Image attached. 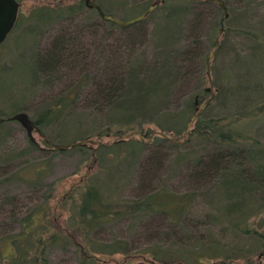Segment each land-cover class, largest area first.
<instances>
[{
	"label": "rangeland",
	"instance_id": "1",
	"mask_svg": "<svg viewBox=\"0 0 264 264\" xmlns=\"http://www.w3.org/2000/svg\"><path fill=\"white\" fill-rule=\"evenodd\" d=\"M48 1L53 0H22V3H19L22 16L18 14L16 28L0 45V118L6 119L23 113L33 122L32 112L35 109H39L55 97L70 93V89L78 80L87 75L75 97V102L65 110L66 121L63 127L55 125L46 134L55 139L56 132L60 131L58 138L55 139L57 141L55 145H60L56 143L66 145L83 139L95 140L104 145L111 144L113 137L97 139L96 134L107 126L113 129L118 127V118L111 109L96 103L99 100L93 79L97 80L98 84H107L108 80L115 79L134 63L155 61L157 54L161 52V48H158L160 41L157 36L162 31V26H155L156 22H160L161 14L157 13L154 19L145 22L139 31L134 26L135 29H130L129 36L118 30L110 31L101 28L93 33L92 27L86 28L78 42L83 52L78 61L73 64L74 66L72 65L73 69L68 67L61 70L60 75L52 81H42L41 84L32 86L30 79L33 68L29 60L33 54L44 55L58 30L64 28L69 31L74 30L78 23L92 16L90 10H94L89 7V3L86 4V0H83L87 10H84L77 20L56 23L57 25L50 28H31L33 23L27 15L29 7L40 3L46 4ZM149 1L98 0L97 4L111 16L126 21L143 12V10L140 12L137 9L133 10L135 6L143 9L144 4ZM225 1L227 18L218 38L220 47L209 60L212 83L211 86L208 83L205 86L212 97L218 93L217 90L221 93L224 91V96L221 94L216 100H211L210 108L204 112L206 117L232 114L264 100L263 50L257 48L258 43L254 40L232 32V29L243 27L257 32L258 37L264 41V0ZM221 15L222 13L219 17ZM213 21L214 19L211 20L210 16L203 18L194 32L190 30V26L185 27L179 42L192 47V42L198 41L203 44V51H206L207 41L210 38L215 40L219 29L218 26L215 34L211 31L209 24ZM213 51L207 55L209 56ZM202 67L203 62L199 60L197 64L189 67L191 72H184L181 82L173 89L161 112L178 113L183 109L184 102L200 90L198 80ZM203 104L197 105L198 111ZM7 123L8 125L0 127V133L7 131L6 136L0 139V156H13L16 153L25 152L16 161L15 167L8 171L16 173L17 170L28 165L35 168L43 167V162H46L45 166L48 167L47 174L39 177L37 184L35 183L32 187L18 180L0 185V202L6 196L15 197L16 201L15 206L0 207V264H7L5 259L14 251L7 237L13 239L17 236L22 228L21 219L43 204L48 185L59 180H67L64 182L67 186L68 181L82 179L86 181L84 170H88L91 166V162H86L87 156L75 150L53 152L51 164L47 163L50 153L27 152V136L29 135L25 128L18 121ZM151 128L154 130L155 127L151 126ZM253 131L260 143L264 144V122L253 126ZM31 137L43 145L41 136L36 132H32ZM188 148V146L184 147L181 151L184 152ZM96 154L97 162L91 166L92 173L90 180L89 178L87 180L89 184L98 188L99 193L107 201H137L145 195L160 191L161 188L176 197H189L185 198L187 208L180 216L168 214L169 209L165 212L140 211L93 225L88 237L94 244L123 242L126 255L143 253L150 248L157 249L162 252L161 254L166 255H173L174 252L176 255L173 256L181 257L185 264H192L194 253L200 249L217 250L223 253L222 258L230 259L228 264H264V260L255 261L258 257L256 237L242 232L246 221L247 224L253 223L254 229L261 230L264 227V215L253 218L255 210L258 208L264 210V198L262 199L261 195H249L244 211L234 212L228 216L225 215V211L226 208L228 210L229 204L219 184L217 185L216 179L195 178L197 174H200L198 173L200 169L177 161L172 152L151 147L142 150L134 160L129 162L124 160L121 164L118 163L114 151L110 153L100 151V155L98 152ZM84 165L85 167L82 168ZM10 173L4 175L0 169V182ZM32 177L33 175L30 179L33 180ZM64 190L61 188L58 195H62ZM159 202L167 203L172 209L171 201L168 203V200L160 199ZM67 216L68 214L56 221L57 226L65 231H69L67 225L70 224ZM242 216H244L243 221ZM31 218L39 224H45L47 229L48 226L50 227L49 220L40 214ZM245 219L247 220L244 222ZM251 228L250 226L249 229ZM43 237L46 238L45 235ZM76 251L72 245L48 249L44 264H79ZM112 260L115 262L111 264L123 262ZM12 262L17 264L15 260ZM105 264L110 262L106 261Z\"/></svg>",
	"mask_w": 264,
	"mask_h": 264
},
{
	"label": "trees",
	"instance_id": "2",
	"mask_svg": "<svg viewBox=\"0 0 264 264\" xmlns=\"http://www.w3.org/2000/svg\"><path fill=\"white\" fill-rule=\"evenodd\" d=\"M155 1L150 0L144 4L143 9L135 6L133 10L136 11L137 9L138 12L143 10L144 12ZM221 1L226 9V1ZM83 2V0H53L46 4L40 3L31 6L27 14L33 23L31 28H50L56 23L61 24L73 19L77 20L80 14L87 10V8L85 9L86 4ZM18 3H22V0H19ZM100 9L103 13L110 15L103 7ZM90 11L92 16L86 17V20H83L84 23H78L73 28L74 30L69 31L66 28L58 30L44 55L33 54L29 60L30 63L32 62L33 68L30 79L32 86H37L42 81H52L53 78L60 75L61 70L72 67L78 61L83 52L78 42L87 30L86 28L89 27L93 28V33L98 32L101 28H106L110 31L118 30L120 33H126L129 36L131 35L130 29L136 27L139 31L145 22L154 19V16L159 13L161 14V17L159 16L160 22H156L155 26H162V31L157 36L160 41L158 48H161V52L157 54L155 61L134 63L115 79L108 80L107 84H98L97 80L93 79L99 100L96 103H101L104 107L111 109L118 118V127L113 129L111 126H107L103 131L97 132L96 138L113 137V141L108 145L102 143L100 146L86 144L68 148L66 152L74 150L80 152L83 156H87L86 162H91L90 165L93 166V163L97 162L98 159L96 153L98 152L100 155V151L107 153L114 151L118 163L121 164L124 160L128 162L134 160L142 150L155 147L161 151L174 153L179 162L188 163L195 169L198 167L200 174H197L195 178L216 179L217 185L219 184L221 192L229 204L225 215L230 216L234 212L242 213L249 195L259 194L263 199L264 144H261L256 137L253 126L259 122H264V100L232 114L206 117L204 112L210 108L211 100H216L221 94L224 96V91L221 93L217 90L219 94L217 93L215 97H212L205 88L206 84H209L207 67L210 70L207 54L215 49L216 39L210 38L207 41L206 51H203L204 46L198 41H193L192 47L182 45L179 42L185 27L190 26V30L194 32L195 28L202 23L203 18L207 16H210L211 20L214 19L209 24L214 34L218 26L219 29L223 28L226 19L221 21L222 15L219 17L220 13L223 14V8L217 3L205 0H163V3L141 22L126 28H120L116 24L102 21L96 10ZM21 14L22 11L19 9V15ZM232 32L257 42V48H261L264 55V41L258 37L257 32L246 30L243 27L232 29ZM199 60L203 62L198 80L200 90L193 93L184 102L180 112H161L173 89L181 82L184 72H191L189 67L197 64ZM86 78L87 75L82 76L70 89V93L55 97L32 112L33 124L40 132L38 135L41 136L43 145L27 136V152H49L51 156L47 163L51 164L53 152H57L52 149V146L57 142L55 139L58 138L60 131L56 132L55 139L47 136L46 133L55 125L63 127L66 121L65 110L75 102V97L83 86V79ZM210 79H212L211 73ZM206 101H209L207 107L187 127L189 120L198 112L196 111L197 105ZM138 117L140 119L137 120ZM0 119H3L0 127L8 125L7 122L10 121L9 118ZM151 126L155 127L154 130ZM135 130L137 132H134ZM159 133L163 135L160 136ZM6 134L7 131L0 133V139ZM138 134L141 135L142 139L138 138ZM148 139H150L149 142ZM56 144L61 145V143ZM187 146L189 148L182 152L181 149ZM24 154L25 152H19L13 156H0L2 173L4 175L10 173L8 170L14 168L16 161ZM45 163L43 162V167L24 166L16 173L4 176L0 185L18 180L20 183L32 187L35 183L37 184L39 177L47 174L48 166H45ZM91 166L88 170H84V176L87 179L92 173ZM84 167L85 165L82 166V168ZM31 175H33V180L30 179ZM87 179L86 181L83 179L81 181H68V186L64 183L67 180H59L48 185L43 204L37 206L30 215L21 219L22 228L17 236H14L13 239L7 237L14 250L5 259L7 264H13L12 261L14 260L17 261V264H44L48 249L64 248L68 245L76 248L79 264H105L106 261L111 264L115 262H112V259L123 261L120 262L121 264H137L138 261H140L138 264H185L181 257L173 256L176 255L174 252L173 255H166L154 248L147 249L143 253L126 255L125 243L116 241L111 244L97 245L91 241L88 234L98 224L140 211L165 212L169 209L168 214L180 216L187 208L185 201L187 199L185 198L189 196L176 197L161 188L160 191L154 192L152 195H145L137 201L112 202L105 200L98 188L89 184L90 178ZM61 188L65 190L59 196L58 193ZM160 199L168 200V203L171 201L172 209L167 203L159 202ZM0 203V207L15 206V197L6 196ZM64 213L68 214L67 220L69 219L70 224L67 225V229L69 231L60 229L56 223L58 218L66 216ZM36 214H40L49 220L50 227L48 226V229L44 226L45 224H39L38 221L35 222V219L31 218ZM261 215H264V210L261 208L253 212L255 219ZM243 219L244 216H242V221ZM246 222L242 232L256 237L258 257L255 261H263L264 227L261 230L254 229L253 223L247 224ZM250 226L251 229H249ZM222 255L223 253L217 250L200 249L194 253L192 264L230 263V259L228 257L222 258Z\"/></svg>",
	"mask_w": 264,
	"mask_h": 264
},
{
	"label": "water",
	"instance_id": "3",
	"mask_svg": "<svg viewBox=\"0 0 264 264\" xmlns=\"http://www.w3.org/2000/svg\"><path fill=\"white\" fill-rule=\"evenodd\" d=\"M89 1V7L91 9H94L98 12L100 18L102 21L110 22L113 24H116L120 28H126L128 26H131L133 24H136L138 22H141L147 15L152 13L160 4L163 3V0H156L153 4H151L142 14L130 19V20H119L113 16L107 15L102 12L100 9L99 5L97 4L98 0H87L86 2ZM207 2H214L217 3L220 7L223 8V14H222V20L224 21L227 18V12L224 7V4L221 0H205ZM19 9H20V4L16 0H0V45L5 41L7 36L12 32L15 28V25L17 23V18L19 14ZM223 31V28H220L217 35H216V46L214 51L208 56V60H210L211 57L216 53V51L219 49V42L218 38L221 35ZM207 76L209 80V85L211 86V79H210V70L209 67H207ZM212 98V97H211ZM195 104H197V101H195ZM209 104V101H206L201 107L200 110L198 111L196 109L197 114L194 115L188 122L187 127H189L194 120L197 118L199 114L207 107ZM8 120L10 121H18L27 131V134L31 137L32 132H36L37 134H40L39 130L35 127L33 122H31L28 117L23 114H15L14 116L10 117ZM3 121V119H0V123ZM159 135H163L162 133H159ZM138 138L142 139L141 135H137ZM127 137V136H125ZM150 139L147 141L149 142ZM96 145L100 146L102 145L101 143L91 140V139H83L80 141H74L66 145H53L52 149L54 151H63L67 150L68 148H73V147H79L82 145Z\"/></svg>",
	"mask_w": 264,
	"mask_h": 264
},
{
	"label": "flooded vegetation",
	"instance_id": "4",
	"mask_svg": "<svg viewBox=\"0 0 264 264\" xmlns=\"http://www.w3.org/2000/svg\"><path fill=\"white\" fill-rule=\"evenodd\" d=\"M86 1H87V0H86ZM87 3H89V1H88V2H86V4H87ZM17 21H18V18H17ZM16 24H17V23H16ZM15 26H16V25H15Z\"/></svg>",
	"mask_w": 264,
	"mask_h": 264
}]
</instances>
